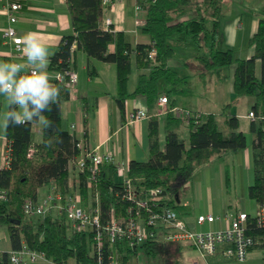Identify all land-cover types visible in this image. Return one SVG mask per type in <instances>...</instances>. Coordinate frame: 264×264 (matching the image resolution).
<instances>
[{
  "label": "trees",
  "instance_id": "obj_1",
  "mask_svg": "<svg viewBox=\"0 0 264 264\" xmlns=\"http://www.w3.org/2000/svg\"><path fill=\"white\" fill-rule=\"evenodd\" d=\"M71 19L72 31L63 35L56 50L51 55L49 66L57 67L72 55L71 45L76 42L88 56L95 57L116 65V76L119 90L117 98L123 109V101L127 96L143 94L149 106L154 105L161 93L168 98V105H174L172 95L183 77L168 66L167 60L173 55L176 45H192L197 50L207 68L233 65L232 87L236 94H252L254 101L251 110L257 116L249 124L254 133L252 140L253 180L248 185L247 194L257 204H264V17L259 18L256 31L251 35L249 43L254 53L246 58H235L229 47H220L219 16L223 0H156L145 8L146 21L141 28L149 36L146 43L131 44L123 31H114L103 27L102 0H66ZM193 13L182 18L187 13ZM114 43V50L108 45ZM155 46L156 60L149 63L148 51ZM201 49L204 52H201ZM137 66L149 68L148 72H140L133 91H126V81L131 71L132 55ZM260 59V75L255 74V60ZM58 104L52 106L50 112L44 113L53 121V128L43 129L40 142L32 141V122L21 126L5 127L9 139V162L0 168V187L8 192L6 200L0 199V225H5L11 248H18L22 241L28 246L42 250L51 258V262H34L31 264H67L74 258L77 264H110L112 259L120 264H137L133 259L137 246H130L126 238L112 241L104 233L103 245L99 251L95 247L94 231L67 227L64 212L53 215L28 217L23 212L24 202L36 198L37 189L50 180H54L58 188L69 190V160H75L79 154L76 147L77 138L62 125L61 103L70 94L69 87L59 82ZM148 106V107H149ZM150 117L149 157L145 161L132 159L129 161L127 175L140 196H148L149 189L160 187L164 194L158 195L157 203L150 200L151 210H159L162 206L179 208L174 194L167 197L169 190L178 191V184L192 172L196 163L209 161L225 150H237L246 146V135L239 129V118L236 114H224L223 122L228 131L224 132L219 125L215 113L191 115L188 145L179 135L176 127L184 120L168 110L165 115V145L158 144L157 112L148 111ZM30 145L34 151L30 156L27 150ZM108 170L102 168L88 186L87 172H78L77 188L81 202L90 209L95 204L94 194L99 195L100 221L105 223L113 207L115 215L121 217L126 212L128 202L121 197L123 190L121 178H118L113 164ZM227 191H229L230 175L227 168L225 175ZM143 214L146 212L143 210ZM37 223L34 224L33 220ZM70 224V222H69ZM160 230V229H159ZM158 233V232H157ZM247 233L258 245L264 238V227L257 226L254 217L249 213ZM158 234L153 235L141 245L148 255L157 253ZM250 247V249L252 248ZM100 257V259H99ZM0 264H10L8 251L0 256Z\"/></svg>",
  "mask_w": 264,
  "mask_h": 264
},
{
  "label": "crops",
  "instance_id": "obj_2",
  "mask_svg": "<svg viewBox=\"0 0 264 264\" xmlns=\"http://www.w3.org/2000/svg\"><path fill=\"white\" fill-rule=\"evenodd\" d=\"M4 1L5 0H0V59L25 62L21 59L22 56H18L14 53L13 44L2 35L1 29L8 23V17L2 9V3ZM20 1L22 7L17 11V19L14 22L17 34L24 37L26 33L38 30L39 34L52 45L49 50L51 57L63 35L72 31L66 0ZM134 3L135 0H111L107 8L103 9V27L105 29L107 28L106 19L109 18L110 27L108 29L126 33L133 46L138 42L146 43L150 39L148 34L141 29L144 25L137 26L135 24L136 17H142L146 20V11H135ZM193 13H187V15H184L182 18ZM260 17H264V0H223L219 16V28L221 32L220 47L231 48L235 58H246L251 56L254 53V48L249 43V39L256 31ZM181 47L194 48L196 54L193 55V57L197 58L196 60L202 65L193 68L191 72H187L186 69L190 66V57L182 51L180 54L177 52V48ZM71 49L73 50L71 63L73 68L77 71L78 80L75 86L71 88L69 97L61 103L63 127L67 128L77 139H83L91 146H98L100 151H110L114 155L115 160L121 161L124 164H129V161L132 159L140 161L147 160L150 147V117L147 116L135 120L132 123H127L126 113L138 107L146 109L147 112H155V110L157 111L156 101L154 105L149 106L143 94L131 95L124 99V107L122 109L117 101L119 90L115 63L88 56L82 48L77 47L76 42L72 43ZM108 50H114V43L108 45ZM201 52H204V50L201 49ZM197 53L198 50L192 45H176L173 55L167 60L168 66L173 68L178 76L183 77V80L177 84V89L172 95L173 103L174 105L186 107L203 114H216V110L224 106L226 101H228L234 93L232 87L233 65L228 64L227 67H225V65L215 67L219 68V71H216L217 73L212 74L214 80L212 92L215 94L211 97H213L215 101L208 102L207 84L205 81L208 72H210L209 70L212 68H207L202 59L198 58ZM50 57L49 60L51 59ZM50 70L51 67L49 66L48 71ZM148 70L149 68L147 67H139L136 65L133 54L131 71L126 81V91H133L136 87L139 73L148 72ZM255 74L257 76L260 75L259 58L255 60ZM191 84H194V87H192ZM244 98V100H247L246 97ZM3 102H5L6 111V101H3L0 97V105H2ZM250 110L251 108L245 113H233L238 116L239 125L242 123L241 117L248 118L250 124L251 119L247 116ZM220 113L226 114L225 110H222ZM2 115L3 113L0 110V168L8 165V163L5 162L4 155L7 153V147L9 145V139L5 134V125ZM165 115L166 113L157 114V137L159 148L161 149H163L165 145ZM41 130L42 127L39 123L32 122L33 142H40L42 138ZM176 130L179 135L185 139L188 145L190 132L188 123L185 121L180 122ZM181 130L182 133L180 132ZM241 130L246 135V146L237 150H225L221 155L213 157L219 158L227 164L223 167L222 163H220L219 171H213L212 169L203 170L206 180L208 179L209 189H211V184L217 178L221 186L225 187L227 190L225 175L229 163H236V165L242 169L238 172L237 182L234 172L232 181L230 179L229 191H233L232 199L230 198L227 201L223 196L221 197V203H226V207L232 208L229 210H245L238 206L239 202L236 199V192H239V197H243L245 193H247L248 185L253 180L252 140L254 133L250 130L249 125L248 130ZM39 133L40 138H38V136H36V138L33 137L34 134ZM213 158L206 162H210ZM108 164L110 163L105 162L101 166L107 171ZM68 169L70 173L67 186L68 188H72L76 185L78 172L73 162L68 163ZM213 174L216 176L215 179ZM52 184H56V182L50 180L48 183L43 184L47 186L45 192L40 191L43 185L40 186L37 189L36 199L43 197ZM204 190L207 192V182H205ZM175 193H177V191ZM175 197L177 202H180V207L173 209L177 211L178 215L186 222L190 229L196 230V225L208 222L204 221L198 223L196 217L199 214L211 213L215 215L213 212H207L205 210L192 212L190 208L191 200L194 201L192 196L181 198L179 193H177ZM50 214H58L55 207L51 209ZM216 220L217 219L208 222L209 225H214ZM219 220L221 221L223 219ZM215 229L218 230L217 228ZM219 229H221V227ZM0 232L7 235L6 226L0 225ZM164 240L166 239L164 238ZM181 240L182 239L166 241L178 242ZM260 240L261 242L258 245H255L249 250L247 257L243 261H239L233 256H227L222 253V249L227 243L219 244L217 251L212 255L206 256L205 259L209 264H264V238ZM0 247L3 250L11 249L8 235L6 240L4 239L1 241ZM201 261H203V257H201L198 252L195 263L198 264Z\"/></svg>",
  "mask_w": 264,
  "mask_h": 264
},
{
  "label": "built area",
  "instance_id": "obj_3",
  "mask_svg": "<svg viewBox=\"0 0 264 264\" xmlns=\"http://www.w3.org/2000/svg\"><path fill=\"white\" fill-rule=\"evenodd\" d=\"M111 0H102L103 9H106ZM156 0H135L134 9L137 12L145 10L146 6ZM22 7L20 0H5L2 3V9L8 17V23L1 31L2 35L7 38L12 44L14 53L22 56L19 49L22 47L23 37L18 35L14 22L17 19V11ZM145 18L136 17L135 24L137 26L145 24ZM107 28L110 27V19H106ZM156 47L153 46L148 51L149 63L152 65L156 60ZM71 57H68L64 63L60 58L59 65L51 68L49 76L52 82H59L66 87L73 88L78 80L77 71L73 68ZM19 62V61H17ZM171 110L175 116L182 118L188 123L191 115L199 116V112L193 111L186 107L173 105L169 107L168 98L165 94H160L157 99V114L167 113ZM148 113L144 108H135L126 113V122L132 123L135 120L147 117ZM247 116L254 120L257 118L255 113L250 110ZM264 119V116H260ZM76 147L79 154L73 162L77 172H87L88 186L91 180L101 170V165L109 162L114 165L116 174L121 176L123 190L121 193L122 199L128 202L126 212L121 217L115 215V210L112 207L110 216L107 221L101 224L100 221V205L99 195L94 194L95 204L87 206L81 202L80 194L76 187L69 188V190L62 192L56 184H52L49 190L40 199L29 198L24 202L23 212L26 216H40L43 217L51 211L53 207L57 212H64L68 218L70 225L76 230H85L90 228L94 231V241L97 251L103 245L104 233L108 234L112 241L124 237L127 239L130 246H135L146 241L155 235L159 229L162 230L163 237L166 240H187L194 246L203 261L198 264H209L205 259L206 256L212 255L217 251L219 244L227 243L222 249V253L227 256H233L239 261L245 260L247 254L255 244L253 236L247 233V218L249 212L245 210H228L225 214L215 216L211 213H201L196 217L198 223L204 221H213L215 219H223L225 221L224 227L218 230L198 231L188 228L186 222L178 215L177 211L168 206H162L159 210H151L150 200L154 199L153 203H157L156 198L162 193L160 187H153L149 189L148 196H140L137 189L132 184V179L127 175L128 164L117 161L110 151H100L98 146H91L83 139L76 140ZM34 151V146L30 145L27 150V155L30 156ZM9 145L7 153L4 155L5 162H9ZM8 192L6 189L0 187V199L6 200ZM143 210L146 214H143ZM254 221L257 226L264 227V204H257L253 213ZM5 226V225H3ZM5 239V234L0 232V243ZM4 250L0 247V256ZM8 251L10 264H31L34 262H51L46 253L28 246L22 241L18 248H11ZM100 259V257H99ZM110 264H115L112 259Z\"/></svg>",
  "mask_w": 264,
  "mask_h": 264
},
{
  "label": "rangeland",
  "instance_id": "obj_4",
  "mask_svg": "<svg viewBox=\"0 0 264 264\" xmlns=\"http://www.w3.org/2000/svg\"><path fill=\"white\" fill-rule=\"evenodd\" d=\"M181 49V50H180ZM184 52L187 54L190 58L189 60V67L186 69L187 72H191L193 68H197V66H201L202 64L196 60L197 58L193 57L195 55L196 51L194 48H177V52L180 54ZM192 55V56H191ZM227 67V65H225ZM217 69V70H215ZM219 68H212L210 69L207 75V79L205 83L207 84V100L208 102L215 101L212 95L215 93L212 92L213 90V78L212 74L217 73L216 71ZM192 87H194V84H191ZM246 97L247 100H244ZM1 99L4 101V99L1 97ZM254 101V96L252 94H236L233 93L232 96L226 101L224 106L219 107L218 110H216V115L218 117L220 128L227 132L228 129L225 126L223 119L224 114H221L222 110H225L226 114L229 113H245L248 111V109L251 108V104ZM7 106V104H6ZM0 110L2 113L5 112V102H3L2 105H0ZM3 116V115H2ZM242 123L239 125V129L248 130L249 120L248 118L241 117ZM182 133V130L180 131ZM40 138L39 134H34L33 137ZM224 167L227 165L225 162L220 160L219 158H213L210 162H202V163H196L193 166L191 174L186 178L182 179L180 184H178V191L181 198H185L186 196H192L194 198V201L191 200V211L197 212L199 210H205V211H211L216 216H223L226 211L232 208L226 207V203H221V197L223 196L225 200L232 199L233 197V191H227L225 187L221 186V183L219 180H217L216 176H214V182L211 184V189H209L208 186V179L206 180V177L203 174V170L212 169L213 171H219V166L221 165ZM228 170L230 173V179L232 181L233 179V172L235 173L236 182L238 180V172L242 169L236 165V163H229ZM253 170V169H252ZM251 170V171H252ZM118 178H121L120 175H117ZM205 182H207V192L204 190ZM45 185L40 188L41 192H45L46 190ZM174 191L169 190L167 193V197H170L174 194ZM239 192H236V199L239 202L238 206L247 210L249 213H253L256 208V202L250 198L247 193L242 197H239ZM234 206V205H233ZM33 223L36 224L37 220L34 219ZM67 227L70 228L69 220L67 218ZM225 221L217 219L214 225H209L208 222H205L203 224H198L195 226L196 230H216L215 228L219 229L220 227L224 226ZM71 229V228H70ZM6 234V231H5ZM7 235H5L6 240ZM158 244H157V253L155 255H148L146 253L144 247L141 244H138L137 250L134 256V260L137 264H197L196 259L198 252L194 246L190 244L187 240H181L178 242L175 241H166L163 238L162 230L158 231ZM67 264H77L74 258H69L67 261ZM115 264H118L115 260Z\"/></svg>",
  "mask_w": 264,
  "mask_h": 264
},
{
  "label": "clouds",
  "instance_id": "obj_5",
  "mask_svg": "<svg viewBox=\"0 0 264 264\" xmlns=\"http://www.w3.org/2000/svg\"><path fill=\"white\" fill-rule=\"evenodd\" d=\"M51 47L38 30L32 31L24 35L19 49L25 62L0 59V97L7 104L5 127L37 122L45 130L53 128V121L44 115L58 104L60 95L48 72Z\"/></svg>",
  "mask_w": 264,
  "mask_h": 264
},
{
  "label": "water",
  "instance_id": "obj_6",
  "mask_svg": "<svg viewBox=\"0 0 264 264\" xmlns=\"http://www.w3.org/2000/svg\"><path fill=\"white\" fill-rule=\"evenodd\" d=\"M165 193V190H162V194H164ZM175 196H177V193H175Z\"/></svg>",
  "mask_w": 264,
  "mask_h": 264
}]
</instances>
